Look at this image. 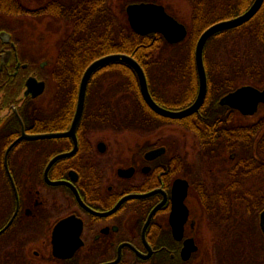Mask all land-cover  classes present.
I'll use <instances>...</instances> for the list:
<instances>
[{"label": "flooded vegetation", "instance_id": "obj_1", "mask_svg": "<svg viewBox=\"0 0 264 264\" xmlns=\"http://www.w3.org/2000/svg\"><path fill=\"white\" fill-rule=\"evenodd\" d=\"M32 1L29 10L27 0H0V230L9 223L0 232L7 238L0 264H192L200 248L199 193H256L264 200V146L255 170L246 169L245 115L220 103L236 87L211 106L207 79L198 110L170 118L147 104L136 74L134 89L103 90L95 70L75 121L84 70L71 73V59L61 57L71 32L59 48L34 35L40 19L60 15V0ZM29 14L33 26L22 23ZM198 86L149 92L160 106L180 110L194 102ZM120 100L127 109L117 108ZM115 110L126 113L125 121L115 120ZM263 111L261 103L258 118ZM173 128L195 143H176L167 131ZM125 131L131 137L124 141L118 135ZM263 209L256 231L264 239Z\"/></svg>", "mask_w": 264, "mask_h": 264}, {"label": "trees", "instance_id": "obj_2", "mask_svg": "<svg viewBox=\"0 0 264 264\" xmlns=\"http://www.w3.org/2000/svg\"><path fill=\"white\" fill-rule=\"evenodd\" d=\"M143 1L162 3L160 0ZM189 1L193 5L191 16L193 28L191 32L188 31V35L183 41L168 43L159 32L141 35L133 31L126 19H122L120 16L117 18L111 14L106 0H77L76 2L60 0V15L70 18L73 22L72 31L67 40L70 42V47L61 50V57L70 58L71 61L69 65L68 63H62V68L65 69L68 65L71 73H81L91 60L100 55L110 52H124L134 57L141 64L151 91L165 90L163 87L167 86L162 81V78H156L158 76L156 69H158L161 71L159 76L163 75L164 78H169V83L171 81L175 82V84L183 82V87H180L178 90L183 89L194 92L198 82L194 62V48L200 33L215 21L230 18L244 12L254 0ZM65 3L66 6H64ZM247 29L246 33L250 38L259 42L261 50L264 52V0L259 10L250 20L237 27L219 31L207 40L203 55L208 79V91L215 92V94L211 93L208 95V98L212 100H210L209 104L211 106L216 105L214 102L218 99L219 95L232 90L240 84H250L248 82H251L259 87L264 86V67L254 64V62L246 65L244 62L242 63V76L248 74L246 77L251 80H247L248 82L244 80L246 83L243 81L245 79L244 76L239 78V81L236 79L240 70L233 73L235 75L224 76L225 73L220 72V68L212 69L208 64L209 41L214 36H218L219 34L221 38H225V35L228 33ZM246 52V48H242V55ZM242 57L245 58V56ZM77 58L81 59L77 61ZM74 59H76L77 64H75ZM106 67L109 72L112 71L114 74L116 72H121V75L128 74L129 78H132L129 82L131 83L130 86L137 85L135 73L127 64L119 61L111 62L98 68L96 72H102V69ZM152 70H154V75L151 74ZM110 81L113 82L114 80ZM190 94L186 93L182 95L185 103L191 100L192 95ZM205 115H210V113L206 111ZM262 115L260 118L242 125V155L244 156L242 160L246 162V169L248 170H255L256 163L262 160V158H259L261 153L258 149L260 145L264 146V114ZM245 118H250V116H242V120ZM247 197L249 201H252L251 205H249V211L251 219L254 222L255 212L264 206V200L261 201L256 193H243L242 201ZM256 235L258 236V234ZM257 247L259 249L262 247L264 250V239H261L260 235L252 244L251 254H245V249L237 252L238 257L241 261L243 260L242 264H245L244 262L247 261L251 264H264V260H260L261 263L258 261L256 251L259 249L255 250ZM235 254L236 252L233 251L226 253L227 256H219L220 264H234L233 260L238 259ZM220 257L225 258L221 259Z\"/></svg>", "mask_w": 264, "mask_h": 264}, {"label": "rangeland", "instance_id": "obj_3", "mask_svg": "<svg viewBox=\"0 0 264 264\" xmlns=\"http://www.w3.org/2000/svg\"><path fill=\"white\" fill-rule=\"evenodd\" d=\"M67 1V0H66ZM77 0H71V2ZM108 3V7L110 8L111 14L115 15L117 18L120 16L122 19L127 20L125 5L135 2L137 0H106ZM162 4L165 6L168 13L174 16L178 21L183 23L186 27H188V31L191 32L193 25L191 23V16L193 11V5L189 0H160ZM23 6L28 8L29 10L33 7V1L27 0V2H22ZM125 3V4H124ZM24 7V8H25ZM50 15V14H49ZM29 16V17H28ZM31 16V18H30ZM32 15L22 16V23L25 26H33L35 24V19L32 18ZM29 18V19H28ZM34 22V23H33ZM69 21L67 18L62 17V15H53V17L46 16L43 19H40V22L37 23L36 31L34 33L35 36L44 35L46 39L50 42L56 43L55 48H59V43H63L67 36L70 34L72 27H69ZM32 28V27H31ZM247 30H238L233 33H228L225 35V38H221V35L214 36L209 42V48L207 53V59L209 67L212 69L220 68V72L225 73L224 76H229L233 73H236L237 70H240L239 75L237 76V80L239 78L245 77L243 81L246 82L251 81L250 78L246 77L248 74H244L242 76V63L258 64L264 67V55L261 50L260 44L257 40L250 38V36L246 33ZM34 32V31H33ZM66 38V39H65ZM207 42V41H206ZM52 48L54 52L57 50ZM242 48H246L247 52L242 55ZM52 51V52H53ZM242 56H245L242 57ZM244 58V59H243ZM78 59L81 58H77ZM75 64H77L76 59ZM155 70V69H154ZM154 70L151 71V74L154 75ZM161 71L156 69V74L158 76L156 78H162V81L167 85L163 87L165 90L170 92H174L178 90L180 87H183V82L175 84V82L169 83V78H164L163 75H160ZM121 72H116L114 74L112 71H108L107 67L102 69V72L99 74L102 75L103 82V90H118V91H126L134 89L130 86L131 79L128 74H120ZM235 75V74H233ZM241 75V76H240ZM240 76V77H239ZM110 80H114L110 82ZM248 80V81H247ZM244 81V82H245ZM245 82V83H246ZM250 84H254L248 82ZM255 85V84H254ZM129 87V88H128ZM127 95V94H126ZM128 96V95H127ZM125 98V97H124ZM120 98V99H124ZM117 108H125L127 109V105L125 102L121 100L118 103ZM125 111V110H124ZM264 112V111H263ZM114 118L118 122H122L120 120L125 121L123 118L126 117V113H116V110L113 114ZM258 118L257 114L250 116V118H245L242 120V124H245L250 121H254ZM175 127V126H172ZM174 130L168 129V132H173V135L178 140H174L176 143H183L184 147L188 145H193L195 143V139L193 136L182 135L178 132V129L173 128ZM169 135V134H168ZM111 136V135H110ZM119 138L124 139V141L129 139L130 134L125 131L122 134L118 135ZM168 137V136H167ZM118 138V139H119ZM244 156L242 155V158ZM255 179V177L250 178ZM245 192H242V194ZM242 194H233L231 192L221 193V194H198V199L196 205L199 209L200 213V222H199V251L198 255L194 259L192 264H220L219 256H227L228 252H236V257H238L239 251H243L245 249V254H251L252 252V244L254 240H257V212L254 215V222L251 219L250 207L252 201L248 200V197L242 201ZM251 194V193H246ZM1 211V210H0ZM0 226H1V217H0ZM259 233V232H258ZM6 235L0 236V243L5 241ZM261 237V236H260ZM5 238V239H4ZM262 239V237H261ZM259 247H257L258 250ZM231 250V251H230ZM254 250V252H255ZM258 261L264 260V250L262 247L258 251ZM224 259L225 257H220ZM243 261V260H242ZM241 259L233 260L234 264H242ZM244 262L245 264H251Z\"/></svg>", "mask_w": 264, "mask_h": 264}, {"label": "water", "instance_id": "obj_4", "mask_svg": "<svg viewBox=\"0 0 264 264\" xmlns=\"http://www.w3.org/2000/svg\"><path fill=\"white\" fill-rule=\"evenodd\" d=\"M263 0H254L242 13L215 21L209 24L200 33L194 48V62L198 76V94L194 102L186 108L171 110L160 106L151 96L147 84L145 71L141 64L131 55L124 52H113L102 55L91 61L85 68L79 86L78 104L75 121L79 120L84 107L87 83L90 75L98 67L110 62L120 61L128 64L135 72L140 90L147 104L158 114L170 118H179L196 112L201 105L207 91V73L204 64V46L213 34L224 29L237 27L250 20L259 10ZM127 21L133 31L145 35L150 32H159L168 43H177L185 39L188 30L174 16L169 14L164 5L155 2H133L125 7ZM221 104H227L242 112L243 115H252L258 110L259 104H264V87L258 88L251 84H243L228 92L220 99ZM52 134H25L20 138H35L51 136ZM62 156V155H60ZM53 161V160H52ZM51 161V162H52ZM185 196V193L184 195ZM15 215L12 216V218ZM9 224V223H8ZM8 224L0 230L2 232ZM260 227L264 233V209L260 213ZM196 245L184 248L183 258L188 259L191 251L196 250Z\"/></svg>", "mask_w": 264, "mask_h": 264}]
</instances>
